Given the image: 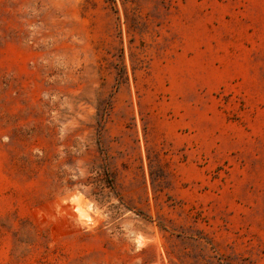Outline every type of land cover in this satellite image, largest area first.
<instances>
[{
  "label": "rangeland",
  "instance_id": "1",
  "mask_svg": "<svg viewBox=\"0 0 264 264\" xmlns=\"http://www.w3.org/2000/svg\"><path fill=\"white\" fill-rule=\"evenodd\" d=\"M0 264H264V0H0Z\"/></svg>",
  "mask_w": 264,
  "mask_h": 264
},
{
  "label": "bare ground",
  "instance_id": "2",
  "mask_svg": "<svg viewBox=\"0 0 264 264\" xmlns=\"http://www.w3.org/2000/svg\"><path fill=\"white\" fill-rule=\"evenodd\" d=\"M74 208H76V206Z\"/></svg>",
  "mask_w": 264,
  "mask_h": 264
}]
</instances>
